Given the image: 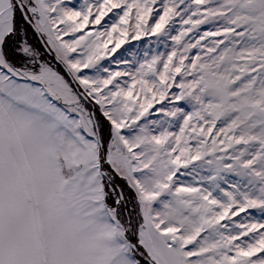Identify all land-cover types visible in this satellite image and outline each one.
<instances>
[{
    "label": "snow or ice",
    "instance_id": "snow-or-ice-1",
    "mask_svg": "<svg viewBox=\"0 0 264 264\" xmlns=\"http://www.w3.org/2000/svg\"><path fill=\"white\" fill-rule=\"evenodd\" d=\"M157 2L85 0L77 10L65 0H0V264H264V223H221L264 213V0L183 9L184 0H160L162 14ZM113 10L110 28L82 32ZM175 16L188 26L171 36L181 51L145 57L133 71L105 69L104 78L82 73L129 29L132 39L157 34ZM209 18L223 21L216 32L181 43ZM29 30L71 81L43 61ZM69 33L81 34L61 38ZM206 36L222 38L208 46ZM194 48L203 55L190 57ZM124 76L131 83L121 86ZM166 99L192 110L162 105L179 133L153 121L155 135L137 121ZM189 165L190 174L208 169L198 186L174 179Z\"/></svg>",
    "mask_w": 264,
    "mask_h": 264
},
{
    "label": "rangeland",
    "instance_id": "rangeland-1",
    "mask_svg": "<svg viewBox=\"0 0 264 264\" xmlns=\"http://www.w3.org/2000/svg\"><path fill=\"white\" fill-rule=\"evenodd\" d=\"M92 0H89V3H91ZM128 2H132V0H128ZM193 0H184V4L180 5V8L183 9L187 5L191 4ZM218 2H222V0H211L212 6L215 7ZM85 3V0H65V6L69 8H75L77 10L80 9V6ZM154 11H161L160 8V0H158L157 4L153 6ZM194 10V9H193ZM118 10H113V12L108 13L107 16L103 18L100 25H89L86 27V29L83 31H104V27L107 26L110 28L111 24L113 22L118 21V17L116 16V12ZM162 14V11H161ZM134 15V13H133ZM181 16H183L184 19H187L188 17L184 15V13L181 11ZM155 19H158V17H149L148 25L151 26L154 24ZM194 19H201L203 20L204 17H194ZM130 24H134V20L130 19ZM223 21L220 19H211L209 18L207 22L201 23L196 28H193L192 31L188 32L186 36L182 37L181 43H195L197 40H200L201 36H204L205 33H214L216 32L222 25ZM58 28H62L63 25H57ZM188 27V26H183ZM182 27V21L180 16L173 17L169 23L165 26V29L162 30L160 33L157 34H149V35H142L139 39H132V36L134 33L129 29L128 38L123 43L120 48L116 50V52H111L108 55H106L103 59L97 62L95 67L90 68H83L81 69L82 73L85 76L93 77V78H104L107 76V72H105V69H107L109 72H128L133 71V65L136 67L139 66V63H142L145 57L147 59H151L153 55H163V58H167V53H170L173 50V47L176 46L178 51H181L177 45L176 42H174L171 39V36H175L180 34V32L183 30ZM81 33H76L75 36L72 33H69L67 35H62L63 40H71L73 38H78V36ZM115 35V34H114ZM222 37H214V36H206L204 41H201V44H204L205 42L208 43V46H211V43L216 39H221ZM225 43H227L225 41ZM42 56L43 61L48 62L47 58L44 56L43 52L39 49L37 45H33ZM109 48H112L113 45L110 44L108 46ZM197 53H200V55H203L202 52H200L199 48L192 49L188 55L190 57L195 56ZM82 49L80 46H77V52L74 53V58H81L82 57ZM49 63V62H48ZM50 64V63H49ZM53 66L52 64H50ZM56 68L55 66H53ZM98 69V70H97ZM62 74V73H61ZM131 83L129 77H119L117 78V82L121 84V86L124 85L125 82ZM180 82V77H177L176 83L178 84ZM112 85H108V88H112ZM80 90L83 91L82 86L80 87ZM179 89L173 86L172 89L169 90V97L173 92H178ZM162 105H168L169 107L177 106L183 108L185 111H191V106L187 103V101H176L172 104H169V101L163 100V101H157L155 105H153L152 108L148 110V112L145 114L144 117H141L139 121H137L138 124H146L150 128H153V134L159 135V131L155 130L156 125H153V121H160L164 123L167 121V123H164V127L167 128L169 132L178 134L179 133V127L177 126V121L172 117L165 116L162 112L157 111ZM98 106V105H97ZM86 107L88 108V104L86 103ZM89 109V108H88ZM99 110V106H98ZM90 111V110H89ZM100 115V112H99ZM182 123V121H180ZM129 124H131V121H129ZM169 124L171 125L169 127ZM110 131V129H109ZM130 129H124L123 133L125 135L129 134ZM132 134L135 135L138 132V129L131 130ZM198 163V162H196ZM191 165H189V169L181 168L180 172L177 174L174 179H177L180 182H183L184 186H198L196 185V181L199 180L200 176H206L208 174V169L204 168L203 170H197L198 174H190ZM234 180H238L233 175L229 177V184H231ZM206 187V185H204ZM230 190V188H229ZM262 222L264 223V213L261 212L260 209H250L247 212L240 213L239 216L233 217L232 221H221L222 224L228 223L229 226H231L233 223L235 224H250V223H257ZM191 247V246H189Z\"/></svg>",
    "mask_w": 264,
    "mask_h": 264
},
{
    "label": "trees",
    "instance_id": "trees-1",
    "mask_svg": "<svg viewBox=\"0 0 264 264\" xmlns=\"http://www.w3.org/2000/svg\"><path fill=\"white\" fill-rule=\"evenodd\" d=\"M27 38L32 43V45H37L39 47V49L43 52L44 56L47 58V61L50 64L55 66L58 71H60L63 75L66 76L67 79H69L71 81L70 76L67 75V73H66L65 69L62 67V65L55 60L54 53L53 52L52 53L47 52V50L43 46V44H42V42L39 39L37 34H35L33 31L29 30ZM75 84L77 85L76 82L75 83L72 82V86H73L74 89H76ZM79 89H80V87H79ZM86 103L88 104V108H89L90 111H94L97 114L98 118L103 119L99 115L98 106L95 104L94 101L91 100V98H89V100ZM104 126H105V131L107 133L109 131V129H110V126L108 125L107 121H104ZM129 207H131V205H129Z\"/></svg>",
    "mask_w": 264,
    "mask_h": 264
},
{
    "label": "water",
    "instance_id": "water-1",
    "mask_svg": "<svg viewBox=\"0 0 264 264\" xmlns=\"http://www.w3.org/2000/svg\"><path fill=\"white\" fill-rule=\"evenodd\" d=\"M39 37V36H38ZM41 42H42V44H43V46L45 47V49L47 50V52H49V53H52V51H50L49 50V48L47 47V46H45V44H44V42L41 40ZM58 62V61H57ZM60 63V62H59ZM61 64V63H60ZM62 65V64H61ZM62 67L64 68V66L62 65ZM66 71V70H65ZM71 78V77H70ZM75 83V82H74ZM75 87H76V89L77 90H79V91H81L80 89H79V87L75 84ZM82 92V91H81ZM94 112V111H93Z\"/></svg>",
    "mask_w": 264,
    "mask_h": 264
}]
</instances>
